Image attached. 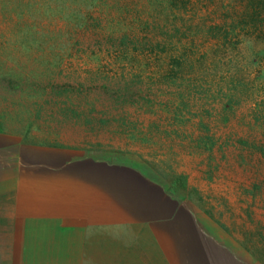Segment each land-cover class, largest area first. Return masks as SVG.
Wrapping results in <instances>:
<instances>
[{
    "label": "rangeland",
    "instance_id": "rangeland-1",
    "mask_svg": "<svg viewBox=\"0 0 264 264\" xmlns=\"http://www.w3.org/2000/svg\"><path fill=\"white\" fill-rule=\"evenodd\" d=\"M5 1L34 4L35 18L83 52L29 47L12 19L0 24V61L20 85L0 88V176L27 171L50 196L54 170L68 175L77 159L131 162L199 198L223 240L264 264V0ZM84 20L102 28L77 29ZM233 23L236 32L220 29ZM110 34L143 47L111 55ZM52 216L27 264H187L157 246L159 232L129 225L119 235L111 218L75 214L61 215L75 219L71 230L52 231Z\"/></svg>",
    "mask_w": 264,
    "mask_h": 264
},
{
    "label": "crops",
    "instance_id": "crops-1",
    "mask_svg": "<svg viewBox=\"0 0 264 264\" xmlns=\"http://www.w3.org/2000/svg\"><path fill=\"white\" fill-rule=\"evenodd\" d=\"M77 161L68 175L54 170L50 196L44 194L41 181L34 184L29 179L27 171L0 176V247H12V259L7 249L0 253V264L8 259L10 264H27L25 248L42 243L44 214L49 213L52 231L71 230L75 219L61 215L75 214L83 224H104L111 218L119 235L129 225L159 232L157 246L168 248L167 254L175 250L187 264H258L244 248L223 240L226 234L217 220L199 211V198L178 194L131 162Z\"/></svg>",
    "mask_w": 264,
    "mask_h": 264
},
{
    "label": "trees",
    "instance_id": "trees-1",
    "mask_svg": "<svg viewBox=\"0 0 264 264\" xmlns=\"http://www.w3.org/2000/svg\"><path fill=\"white\" fill-rule=\"evenodd\" d=\"M263 1V0H262ZM263 3V2H261ZM264 4V3H263ZM251 5H253L251 1ZM37 9H35L34 4L30 3H25L20 1L16 5L9 4L5 0H0V24L4 21H9L12 19V23L18 28L17 33L23 35V39L26 40L25 42H28L29 47L35 46L38 49H47V48H56L64 51L65 53L70 52V56L73 54V52H78L82 53L83 49L81 48V42L79 39L76 37H73L71 35H67L63 32V30H59L55 32L50 28L51 22H54L53 20H44V19H39L35 18V12ZM26 18H32L31 21L26 20ZM14 20V21H13ZM92 21V19H89ZM78 27L77 29L80 28V30L83 31H88L91 28L94 29V31H100V28H102L101 23H96L95 22H88L87 20H84L83 22H78L76 24ZM230 26V25H229ZM229 26L226 24L224 27H220L223 31H235L239 29L238 23L232 24L229 28ZM225 28V29H224ZM102 31V30H101ZM100 33V32H99ZM229 33V32H226ZM55 39L58 36V40L56 39V43L49 45L47 43L48 39ZM115 34H110L107 39V45L109 46V54L111 55H126L128 57L130 47L134 50L131 51L133 53H139L140 52V47H143L142 43L137 42V43H129V36L124 34V35H116ZM147 46V44H144ZM148 47V46H147ZM1 51V49H0ZM264 52L261 54L263 55ZM68 55V56H69ZM118 61V60H116ZM135 61V57L132 56L130 59H126L125 62L128 64H132ZM8 66V63L6 61H0V88L4 90H10V88L17 90L20 88V85H17V87L14 84V77L10 75L6 68ZM17 81H15L16 83ZM10 87V88H9ZM28 87V85H27ZM33 93L34 90L32 89ZM55 93H59L56 91L55 88ZM32 94V93H31Z\"/></svg>",
    "mask_w": 264,
    "mask_h": 264
}]
</instances>
